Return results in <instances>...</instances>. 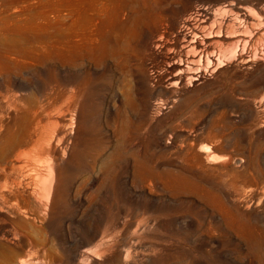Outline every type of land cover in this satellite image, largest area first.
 Instances as JSON below:
<instances>
[{"label":"rangeland","instance_id":"rangeland-1","mask_svg":"<svg viewBox=\"0 0 264 264\" xmlns=\"http://www.w3.org/2000/svg\"><path fill=\"white\" fill-rule=\"evenodd\" d=\"M50 1V52L0 71V264H264V0L176 87L158 32L236 0H98L88 31Z\"/></svg>","mask_w":264,"mask_h":264},{"label":"bare ground","instance_id":"bare-ground-1","mask_svg":"<svg viewBox=\"0 0 264 264\" xmlns=\"http://www.w3.org/2000/svg\"><path fill=\"white\" fill-rule=\"evenodd\" d=\"M1 1L7 13L0 17V71L9 72L18 69L22 60L38 58L52 49L50 48L53 43L51 42L52 23L49 21V12L53 4L50 0ZM60 2L69 10V16H74L75 20L82 19V26L86 31L96 20L93 12L100 11V7L97 6L98 0H60ZM12 9L15 12H24L26 18L19 19V15L10 13ZM104 10L108 12L109 8L106 7ZM191 11L183 13L181 19L171 29L164 26L158 32L155 41V48L162 56L165 81L171 87H176L181 82L186 86H192V82L199 81L207 72L206 64L208 65V62L218 52L220 53V49L232 37L231 33L236 31L242 34L244 30L241 29L240 23H245L247 27H254L255 24V18L240 0L228 1L224 4L216 3L197 9L195 12ZM76 22L67 24L65 33V43L70 48L68 50L72 49L73 52L79 48L73 41ZM110 24L109 20L105 21L100 27V33L103 34ZM260 35L263 37L261 32H256L257 38ZM244 39L246 44L248 39ZM59 42L62 44L61 40ZM240 57L242 61L247 60L245 53ZM3 144L5 148H10L13 141L8 138ZM41 205L44 203L41 202Z\"/></svg>","mask_w":264,"mask_h":264}]
</instances>
